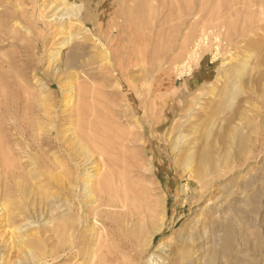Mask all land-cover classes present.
<instances>
[{
  "label": "rangeland",
  "instance_id": "374dc122",
  "mask_svg": "<svg viewBox=\"0 0 264 264\" xmlns=\"http://www.w3.org/2000/svg\"><path fill=\"white\" fill-rule=\"evenodd\" d=\"M66 2L81 5V16L52 40L59 25L47 19L59 1L0 0V147L30 164L23 180L43 200L33 208L39 224L25 233L40 264H107L110 255L116 264H144L162 246L179 260L198 244L191 236L208 237L214 250V232L221 264H264V0ZM62 38L59 61L54 44ZM65 84L85 96L74 93L71 102ZM80 98L83 123L92 122L104 145L93 159L112 162V199L104 195L100 208L117 213L111 218L96 217L82 200L92 167L85 159L75 157L63 173L60 139L82 122ZM196 139L209 166L188 159L186 145ZM34 156L44 167L37 181ZM53 203L75 205V232L62 230L61 248L44 221L62 215ZM16 217L0 214V256L28 264L16 229L25 220ZM93 219L100 233L111 221L125 230L106 247L87 229ZM229 232L233 240L222 244Z\"/></svg>",
  "mask_w": 264,
  "mask_h": 264
},
{
  "label": "bare ground",
  "instance_id": "6f19581e",
  "mask_svg": "<svg viewBox=\"0 0 264 264\" xmlns=\"http://www.w3.org/2000/svg\"><path fill=\"white\" fill-rule=\"evenodd\" d=\"M57 1H59L61 4H59V5H57V6H55L53 8L54 9L53 12H52V13H54L53 16H51V17H49L47 19V20H49V22H54V24L59 25V30H57L58 34H56L52 38V40L53 39L56 40V37L59 34L64 35V33L67 30V28H69V25L73 24L72 20H74L75 18L78 19L81 16L82 8H83L81 5H74V6L71 5L70 6L66 2L67 0H57ZM66 35H68V34H66ZM70 37L68 39H70ZM62 39L64 41H61L58 44H54L57 47V48L54 49L55 50V54L54 55L56 56L55 58L58 59V60H59L58 57L60 56L59 50L63 49V45H64V43H65L67 38H65V39L62 38ZM102 59H101V61H102ZM65 86H66V84H65ZM66 88L67 89L65 91L68 92V94H69V98H66V99H70V97L72 98L74 93H78L79 94L78 97L79 96L80 97L81 96H85V94H86V91L83 88H80V87L75 88L71 84L66 86ZM72 99H70L71 102L73 101ZM80 100H81V98H80ZM76 102H78V108L76 109L77 110V116H78V119L80 120L81 117H83V109H84L83 108V104H84V102L82 100L81 101H76ZM74 106H75V104H74ZM81 121L82 122L78 125V128L76 130H72V131H75V133H71L72 131L70 130L71 134L68 131L69 135L66 133L67 135L66 136L64 135L65 137L63 136L62 137L63 139H60V141H61L60 143L62 144L63 148L65 149L64 151H66V153L68 154L67 158L65 157L66 159H65V162L63 163L64 165L61 163L63 165V167H66L68 169L67 170V169L64 168L63 171L64 170L65 171L63 173H66V175L69 174V172H70V164L69 163H70V161H74V162L77 161L75 159V157H78V158L81 157L82 161H83V159H85L86 162L85 161L84 162L86 163V165L88 163L89 166L91 165L92 167L90 166L91 168L86 170V173H88V174H86L84 176L83 180H82V182H83L82 185H83V188H84L83 189L82 200L83 199L86 200L87 206H89V205H90V207H92V206L95 207L96 206L92 210L95 213L96 217H98L99 214H105L107 218H111L112 216L117 215V213H112L111 210L101 211L100 208L103 207L101 202H103L102 200L104 198V195H106V197L109 200L112 199V195L110 194L112 192L109 191V188H108L107 183H106V179L109 176L112 175V169H111L112 162L110 161L109 158H106L105 154H99L100 160H98V161L93 159V156H95L94 154L101 151V147H102L103 144L100 145V143L95 141L92 122H89L86 125V124L83 123L82 119H81ZM39 129H41V128H39ZM178 138H177V140H178ZM91 141L93 142V147H91V145H90ZM184 142L186 143V140ZM1 144H3V143L0 142V145ZM198 144H199V140L191 142L189 144V146L186 145V147H188V148H186L187 149L186 151L189 154V157L188 156L187 157H188L189 160H193V158L194 159L195 158H197V159L200 158L202 161H204L209 166V164H210L209 156L206 153H204L203 151H200V149H198ZM36 145H38V144H36ZM178 145H179V142H178ZM29 149H31V147H29ZM3 150H4L3 147H2V149L0 147V214L5 215L6 218L13 216L15 219L17 218L16 216H18V215L22 216V218L25 220L24 224L21 225L22 224L21 223L20 224L21 226H17L16 229H17L19 234L17 232H15V233H17V236L19 235L18 238H17V240L19 242L18 245L22 247V250L24 251V253H23L24 254V258L28 262V264H40V263L43 262L42 255L35 251V249H34L35 247L33 248V246H30L33 240L29 239L30 237L26 236L25 233H28L29 230H33V229L35 230V228H33V225H35V224H37L39 222V217L36 216L37 211L33 210V208L36 207L35 209H37V206L43 200L40 201V203L38 202L39 203L38 204L37 201H39L38 198H39L40 194L39 193H38L39 195L35 194L34 193L35 192L34 189H33V191H31L32 189L28 190V183L29 182L23 180V177L25 176V173L27 172V169L29 168L30 164L24 163V162L16 159L15 155H14L15 158H12V160H10L7 157V153L6 152L4 153ZM75 150H76V152H78V154L74 156V153H75L74 151ZM30 156L28 155V157H30ZM33 159H34V161H33V163H31L33 168L30 169V176L32 177L33 180L37 181L41 176H43L42 173L44 171H43L42 168H44V167L42 165L43 163L41 164V162L38 161L36 156H34ZM90 161H92V162L89 163ZM101 173L103 174L102 176H100ZM61 174H62V172H61ZM49 176H48V178H49ZM99 176H100V178H97ZM66 177L67 176H65V177L63 176V179L65 178L64 181L67 180V183H68V181H69L68 179L71 180V178L67 179ZM61 178H62V176H61ZM40 179H42V178H40ZM52 179H55V178H52ZM58 179H60L59 176H58ZM63 179H62V181H63ZM73 183H74V181H73ZM72 185H74V184H72ZM30 187H33V182H32V186H30ZM14 199H17V200H14ZM18 199L19 200L22 199L23 202H25V204H23V205L20 204V203L16 204L15 201H18ZM124 199H126V198H124ZM22 200L20 202H22ZM44 201H45V199H44ZM119 201H120V199H119ZM79 202H80V205H79L80 209H84L86 203L85 204H83L84 202L81 203L80 199H79ZM124 204H125V202H124ZM64 205L65 204H61L60 206H57V205L54 204V207L53 206L52 207L54 208L55 212H59V213H56V214H62V215L57 216V218H55V219L49 218L48 220H44L45 222H47V224L51 225L50 228H52L54 233L57 234V237H58L57 239H59V241H58L59 242L58 243L59 248H61V246H63L62 230L64 232H68V230H70L69 233L71 231H72V233L75 232L74 231V227L72 225L73 223L71 224V221L73 220L71 218L72 216H69V215H71V211H73L72 208H74L75 205L73 203H70L68 205V207H66V208H65L66 205L65 206ZM64 208H65V210H64ZM76 208H77V206H76ZM115 208H116V206H115ZM80 211H79V213H80ZM83 212H81L82 213L81 216L78 213V217H77L78 221L79 220L84 221V219H83L84 213ZM64 213H68V214H64ZM73 213H74V211H73ZM42 215L44 217V213ZM86 215H88V214H86ZM37 219H38V222H36ZM82 221H81V223H82ZM59 222L60 223L63 222L65 224V226H62V224H59ZM87 222H88V220H87ZM97 224H98V221H95L94 224L93 225L90 224L89 227H87V229H89L90 233H94V236H96V243L97 242L98 243L102 242V243L106 244V247H107V245H109V242H112V240L114 238H117V237L120 238V236H122V234H123V232L125 230V228L123 226H121L120 224L115 223L114 221H111V225H112L113 228L112 227H111V229H106L105 228V230L100 233L99 229L96 228ZM36 234H38V233L37 232L32 233V235H33L32 238L33 237L35 238ZM200 235L198 237H192V236L189 237V241H191L193 243V245L198 243L197 244L198 246L196 245L192 250H189V252L186 253V254L183 252L184 253L183 257H181L179 260L174 259L172 257V254H170L169 251L165 250L167 248L165 246L161 245L162 247L157 250L158 253H159V251H161L160 255L158 253H156L157 251L154 252L151 256H149V258L146 259L144 264H213V263L214 264H221L219 259H218V251H219V247L221 245V242L219 240L221 238L214 232V250H213V248H210L208 246L209 245L208 241H210V240H208V237L206 238L205 236H203V235L200 236ZM73 236H75V235H73ZM193 236H195V235H193ZM70 237H72V236H70ZM231 239L233 240L232 234L229 232V233L226 234L225 238L222 240V244L223 243H229L230 241H232ZM36 240H38V239L36 238ZM186 240L188 241V239H186ZM12 242H13V240H12ZM72 242H73V240L70 241V245L71 246H72ZM211 242H212V239H211ZM213 252H214V259H211L210 256L213 254ZM59 254H61V253H59ZM156 254H158V255H156ZM8 256H5V254H1V256H0V264H23L24 263L21 259H19L17 262H15V261L13 262V260H11ZM114 260L115 259L113 257H111V255H110L108 257V260H106V261H107V264H116L114 262Z\"/></svg>",
  "mask_w": 264,
  "mask_h": 264
}]
</instances>
